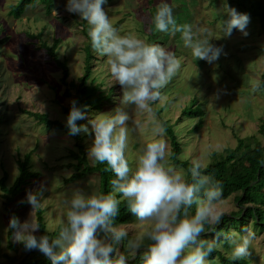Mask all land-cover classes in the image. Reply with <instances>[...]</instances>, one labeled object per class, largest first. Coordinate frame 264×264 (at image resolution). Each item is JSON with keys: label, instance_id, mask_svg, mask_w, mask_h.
<instances>
[{"label": "rangeland", "instance_id": "374dc122", "mask_svg": "<svg viewBox=\"0 0 264 264\" xmlns=\"http://www.w3.org/2000/svg\"><path fill=\"white\" fill-rule=\"evenodd\" d=\"M17 1L0 0V179L6 173V186L11 187L18 176L17 160H23L25 154L32 152L30 171L38 173L39 177L32 180V185L16 198L10 209L17 210L21 224L29 221L36 226V209L33 211L27 203L26 194L40 190L43 185L44 197L39 208L44 212L46 231H58L59 234L66 219L64 201L71 197L75 187L99 193V176L90 173L77 181L65 183L75 172L71 166L75 162L67 157L70 150H75L74 140L66 131L46 129L27 113L46 114L48 118L66 125L67 115L62 107L69 106L71 97L67 93L74 95L75 89L61 84V71L43 45L52 48L56 58L66 64L69 71L67 82L76 86L84 74L86 47L90 40L84 27L87 33L89 25L77 14L66 11L67 0H53L49 11L38 1L35 6L27 7L19 17H15L16 12L10 14L9 11ZM159 2L106 0L103 5L119 34H133L147 43L160 44L173 51L181 61L175 76L161 90L164 98L151 105L154 116L138 111L135 105L122 103V90L107 69L106 57L99 56L91 48L93 74L88 82L92 78L96 80L103 100L96 108L86 112L87 118L81 120L80 124H87L88 119L97 114L110 113L118 106L124 107L131 116L125 154L132 168H135L142 145L159 138L153 136L154 121L166 123L172 128L181 147L180 160L192 164L197 160L202 168L216 161L225 149L234 148L237 138L256 135L264 145V139L256 134L257 127L264 119V89L258 87L259 78L264 73V47L254 17L248 15L247 36L234 29L231 36L226 37L221 31L222 19H227L223 4L227 2L240 12L237 0H166L178 24L190 23L207 29L206 33L197 35L209 39L216 47H222L219 59L208 63L192 56L179 33L170 35L155 29L151 19ZM186 108L197 109L204 114L202 117L183 115ZM200 118L202 125L198 127ZM132 121L140 126L136 127ZM79 135L88 163L95 165L96 162L88 157L93 136L85 133ZM163 139L168 145L167 164L185 173L170 161V141L166 133ZM234 197L222 200L217 205V211L222 215L237 211ZM3 201L0 193L1 263L22 253L21 250L8 249L7 233L11 215L5 212ZM125 226L129 238L143 237L150 227L147 222H137L136 218ZM244 226L250 227L254 233L250 255L244 259L251 264H264V233L256 232L251 220H247ZM228 228L229 232L240 231L230 225ZM217 237L222 242L216 250L229 255L230 248L222 235L212 236L208 240ZM146 240L143 239L141 250L135 256L147 247ZM12 243L19 248L14 238ZM126 243L127 240L123 245ZM123 245L118 247L125 251L127 259L133 258ZM208 261L219 264L214 256H209Z\"/></svg>", "mask_w": 264, "mask_h": 264}, {"label": "clouds", "instance_id": "9594fccd", "mask_svg": "<svg viewBox=\"0 0 264 264\" xmlns=\"http://www.w3.org/2000/svg\"><path fill=\"white\" fill-rule=\"evenodd\" d=\"M106 0H67L66 11L77 14L89 25L87 32L91 48L106 57L107 69L122 90V103L135 105L136 109L154 116L151 106L162 100L165 88L180 68L181 61L175 53L160 44L147 43L133 34H119L111 23L103 5ZM227 19H222L221 31L230 37L234 29L247 36L250 17L223 4ZM151 24L159 32L180 34L186 48L196 60L208 63L217 61L223 51L207 38L197 35L207 32L190 23L178 24L170 3L160 0ZM151 30V29H149ZM85 111L70 101L66 117L69 136L85 133L93 136L88 157L100 164H107L114 174L111 191L102 194L86 192L75 187L71 197L64 201L66 219L53 239L48 234L37 237L39 229L29 221L21 222L13 216L9 221L13 238L23 244L26 250H39L48 257L51 264H127L125 251L119 245L127 240L124 249L135 256L143 239L150 243L140 255L143 264H210L208 257L221 244V239H201L205 225L221 223L222 214L217 205L222 203L223 190L219 181L202 173V165L194 160L186 174L168 165V145L163 139L165 128L154 121V138L142 145L135 168L130 167L126 157L129 122L131 116L122 106L110 113L97 114L87 124H77L86 119ZM136 127L140 125L132 121ZM90 125V127H89ZM44 187L26 194L27 203L33 211L40 207ZM136 221L150 227L143 237L129 238L124 224H115L121 201ZM195 206V214L190 209ZM254 233L248 226L240 232L231 231L223 235V241L230 248L229 256L241 260L250 255Z\"/></svg>", "mask_w": 264, "mask_h": 264}, {"label": "trees", "instance_id": "16d2710c", "mask_svg": "<svg viewBox=\"0 0 264 264\" xmlns=\"http://www.w3.org/2000/svg\"><path fill=\"white\" fill-rule=\"evenodd\" d=\"M41 2L45 5V8L49 11L52 8L53 0H18L15 5L10 8L9 13L16 12L15 17H19L27 7L35 6L36 2ZM247 5H244L242 0H237V6L240 9L239 13H245L251 15L256 20L258 25V31L263 39L264 47V0H244ZM86 33V27H84ZM88 36V35H87ZM43 48L47 51L49 57L55 63V66L61 71L60 82L64 86H72L75 89V94L67 96L71 97V101H76L77 106L82 111H87L96 108L102 103V96L100 93V86L96 84L94 78L88 82V79L92 76V56H91V43L90 40L86 47L85 55V67L84 74L79 79L76 86L73 83H68L67 78L69 75L66 64L59 61L53 49L47 45H43ZM260 82L258 87L264 89V73L260 76ZM63 112L68 115L70 110V104L67 107H62ZM38 124L42 125L46 129H58L66 131L68 129L59 120H53L48 118L46 114L27 113ZM204 114L203 111H197V109H185L183 115L186 116H200ZM81 122L77 121L79 125ZM202 119L198 121V127H201ZM165 133L170 141V161L182 168L185 171L186 178L191 181V175L188 170L192 167V163L189 161H182L179 159L181 154V147L178 140L172 130V128L163 123ZM256 134L264 139V119L261 120L257 127ZM74 140L75 150H70L67 157L72 159L75 163L71 166L74 167V173L65 180V183L69 184L83 178L90 173H96L99 176V193L106 194L111 191V180L114 179V174L107 164L95 163L92 165L88 163L85 148L82 143L80 135L71 136ZM32 152L25 154L23 160H17L18 164V176L16 177L11 187L6 186L7 174L4 173L0 179V193L3 198V207L11 218L15 216L18 218L17 210L10 209L11 204L16 201V198L22 195L27 187L32 185V180L39 177L38 173L30 171V158ZM129 162V161H128ZM130 165V162H129ZM205 175H211L215 180L219 181L222 185L223 196L222 200L235 195L234 201L237 211L229 214H223L220 224L217 225H205V232L201 234V239H209L212 236L224 235L229 232V225L233 228L241 230L247 220H251L256 232L264 233V145L257 139L256 135L237 138V142L234 148H227L218 157V159L208 166L201 169ZM117 199L121 201L119 205V213L115 218V224H129L135 220V216L128 210L127 203L120 194H116ZM192 215L195 214V206L190 209ZM44 212L39 207L35 211L36 226L39 227L36 236L49 235L51 238H55L58 235V231L55 233H48L46 231V224L44 222ZM240 232V231H239ZM13 233L9 228L7 233L8 249L12 251L21 250L22 253L18 257H11L7 262H0V264H51L48 257L42 254L39 250H26L23 244H18L19 248L12 243ZM148 244L150 241L146 240ZM28 253V254H27ZM27 254V256L21 261V259ZM141 255V253H140ZM140 255L128 258L127 264H143L140 260ZM217 257L219 264H251L250 261L245 259L233 261L229 255L221 254L218 250L210 255V257Z\"/></svg>", "mask_w": 264, "mask_h": 264}, {"label": "water", "instance_id": "95a60500", "mask_svg": "<svg viewBox=\"0 0 264 264\" xmlns=\"http://www.w3.org/2000/svg\"><path fill=\"white\" fill-rule=\"evenodd\" d=\"M28 254V253H27ZM27 254L21 259V261L27 256Z\"/></svg>", "mask_w": 264, "mask_h": 264}]
</instances>
